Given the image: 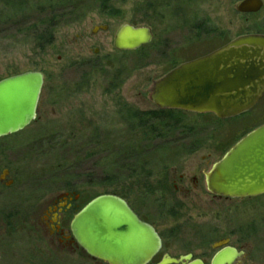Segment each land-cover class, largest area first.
<instances>
[{
	"label": "rangeland",
	"instance_id": "obj_1",
	"mask_svg": "<svg viewBox=\"0 0 264 264\" xmlns=\"http://www.w3.org/2000/svg\"><path fill=\"white\" fill-rule=\"evenodd\" d=\"M242 1L0 0V81L25 72L45 75L37 119L0 141V173L8 168L13 180L11 188L0 185V264H49L52 224L45 213L66 191L77 199L75 211L101 194L122 197L148 216L163 240L162 254L191 253L208 263L211 245L227 237L252 261L260 259L264 197L214 199L205 174L227 149L264 124V99L223 121L182 112L171 132L160 131L161 138L149 140L150 147L139 149L130 163L124 165L117 154L114 164L105 160L107 150L120 149L121 104L157 110L149 100L155 80L237 37L264 35V0L256 14L238 13ZM122 24L152 28L153 44L140 53L117 52L113 37ZM47 25L54 27L48 44L38 38ZM96 25L107 30L93 34ZM115 71L119 80L111 79ZM105 139L110 148L102 145ZM66 157L71 158L67 167ZM121 167L133 176L101 186L104 172L118 176ZM144 188L154 191L145 201Z\"/></svg>",
	"mask_w": 264,
	"mask_h": 264
},
{
	"label": "water",
	"instance_id": "obj_2",
	"mask_svg": "<svg viewBox=\"0 0 264 264\" xmlns=\"http://www.w3.org/2000/svg\"><path fill=\"white\" fill-rule=\"evenodd\" d=\"M262 7L261 0H244L236 10L256 14ZM151 41L148 28L122 24L113 37V47L119 52H132ZM43 84L40 72L0 81V136L22 131L35 120ZM263 97L264 35L260 34L237 37L208 55L179 65L150 88L151 102L160 110L211 114L218 120L247 113ZM205 180L207 191L222 198L264 194V125L238 141L205 174ZM70 231L88 256L106 264H148L161 249L156 230L142 222L123 199L111 194L99 195L79 210L70 222ZM226 242L220 241L215 247ZM237 256L235 251L225 249L212 264H229ZM177 263L165 256L159 264Z\"/></svg>",
	"mask_w": 264,
	"mask_h": 264
},
{
	"label": "flooded vegetation",
	"instance_id": "obj_3",
	"mask_svg": "<svg viewBox=\"0 0 264 264\" xmlns=\"http://www.w3.org/2000/svg\"><path fill=\"white\" fill-rule=\"evenodd\" d=\"M101 26H105V25H96L94 27L93 34L95 32H97L98 30H100V27ZM140 27H142V26H140ZM146 28H148L150 30V33L152 35V41H151V43L149 45L145 46V47H148V46H150V45L153 44L154 34H153L152 28H150V27H146ZM100 31H102V30H100ZM136 51H138V50H136ZM136 51H132V52H119V51H117V52H119V53H135ZM94 53H97V50H94ZM25 73H27V72H25ZM21 74H23V73H21ZM15 75H19V74H15ZM15 75H12V76H15ZM43 76H44V81H45V75L43 74ZM9 77H11V76H9ZM116 80H119V78H116ZM115 85H113V86H115ZM43 86H44V84H43ZM42 89H43V87H42ZM42 89H41V93H42ZM41 93H40V96H39V101H40ZM263 99H264V97L261 100H263ZM149 100L151 101V99H150V92H149ZM39 101H38L37 108H36L35 120L37 119V115H38V105H39ZM121 106H122V108H121ZM121 106H119V110L118 111H121V112L118 114V120L117 121H118V125H121L124 128V131H123L124 134H122L121 136H117V139L118 140H120V139H122V140H130V139H133L134 138V135L132 133H135L134 131L136 129L135 120H133L134 113L136 112V109H133L132 107L127 106V105H124V104H121ZM157 110H159V109H157ZM170 111H173V110H170ZM138 112H140V113H146V112H149V111H138ZM11 135H14V134H11ZM11 135L0 136V141L6 139L7 137H9ZM242 138H240L239 140H241ZM233 146H231L229 149H227L226 153ZM189 153H190V151H189ZM9 176H10V170L8 168L7 169H2V171L0 173V185L4 186L5 188H11L12 185H13V180H9ZM42 182H46V181H42ZM205 183H206V180H205ZM40 184L43 185V183H40ZM144 189H145V194L146 195L144 196L143 201H145V200L148 199L147 198L148 197L147 194L154 192V191H150V189H147V188H144ZM206 190H207V187H206ZM142 194H144V193H142ZM209 195L212 198H214V199L227 200V201L228 200H244V199H260V198H263L264 197V194H262V195H259V196L249 197V198H241V199L235 198V199H231V198H222V197L214 196V195H212L210 193H209ZM120 198L123 199L122 197H120ZM123 200L127 203V205L130 207V209L137 215V217L142 222H145V223H147V224H149V225H151L153 227V225L148 221V216L147 215L142 214L139 211L135 210L128 201H126L125 199H123ZM162 200H163L162 198L161 199H158L159 204L163 203ZM76 202H77V199H76L75 195H73L72 192H67L66 191L64 193V195L56 198V200L54 201V204L51 207H49L48 208V211L45 213V219H50V220H48V221H50V223L49 222L48 223L49 224H52L50 227H48V236H49V238H51V240L53 242L51 244V247H52L51 249H52V251L54 253H51V255L49 256V258H51L49 260V264H56V263H54V261H56V259H62V260H64L62 262V264H106V263H104L102 261L93 259L90 256H88L86 254V252L83 251L78 246V244L76 243V241L74 240V238H73V236L71 234V231H70V222H71L73 216L88 203L87 202L79 210L75 211L74 209L77 207V206H75L76 205ZM158 206H161V205H158ZM67 220H68V227H65L64 224L67 223ZM250 231L251 230H249V232ZM157 234H158V232H157ZM159 237H160V235H159ZM160 239H161V249H160L159 253L155 256V258H153V260L150 263H148V264H154V260L159 255H161L160 256V259L155 264H159L160 261L165 256H168V257H170L172 259L178 260V263L177 264H192L195 261H200L201 264H212L213 258L219 252H221V251H223L225 249H231V250L235 251L238 254V256L233 261H231L229 264H251L252 262H257V264L258 263L264 264V245H261L260 246V250H258V252L260 254V259L252 261V259L249 257V254H247L248 252L242 246H240V247H234L230 243L231 242V239L230 238H227V237L221 238V239L215 241L211 245L210 248L213 251V255H212L210 261L207 263L206 261H204L202 259L195 258L191 253H188V254H185V255H181V256H177V257H172V256H170L169 254H166V253L162 254V250H163V240H162L161 237H160ZM223 240H226L227 241L226 244L221 245V246H218V247H215V245L217 243H219L220 241H223ZM20 254H21V252H20ZM187 256H190V259H185V257H187ZM20 257L23 259L22 254L20 255ZM32 260L33 261L35 260L34 257L32 258Z\"/></svg>",
	"mask_w": 264,
	"mask_h": 264
},
{
	"label": "trees",
	"instance_id": "obj_4",
	"mask_svg": "<svg viewBox=\"0 0 264 264\" xmlns=\"http://www.w3.org/2000/svg\"><path fill=\"white\" fill-rule=\"evenodd\" d=\"M53 28H54L53 26L49 27V25H47L42 30L41 35L38 36L39 41H45V42H47L46 44L50 43L52 41V38H53V35L51 32V30ZM145 48L146 47H143L140 50L136 51L135 53H140ZM115 70H117V69H115ZM119 72L120 71H115V73H112L111 79L120 78ZM181 113L182 112L170 111V110H154V111H149L146 113H140V112L136 111L134 113V118H133V120H135V124H136L135 130H140V131L135 132L136 135H134L133 139H130V140L120 139V140H118V142H120V143H117V146H119L118 148H120V149L113 150V151L107 150V153L105 156V160H106L107 164H114L115 163L114 159H115L116 154H117V158L122 163H124V165L127 164V162H129L130 159L133 160L136 153H139L140 151H142L139 149H142L145 147H150L149 144H151V142L149 140H151L155 136L159 139L161 138L162 135L160 134V131L164 130L167 132H171L175 128L172 123L176 124L179 122L180 119H178V118L181 117V115H182ZM102 145H104L105 148L106 147L110 148L112 144L109 142L108 139H105L103 141ZM63 160H65L62 163L63 166L67 167L68 163L69 164L71 163V158L67 159V157H66ZM125 169L126 168H124V167H121L118 169L116 168L117 172L119 173L118 176H113V175H111L112 173L104 172L105 176L103 177V183H101V186H113L114 184H117L119 182V177L122 178L121 180H123V181H124V179L132 177L133 173L128 174V172ZM133 170H136V169H133ZM137 170H140V169L137 168ZM139 174L142 176H145V175H147V172L140 171ZM64 178H65V176H64Z\"/></svg>",
	"mask_w": 264,
	"mask_h": 264
}]
</instances>
